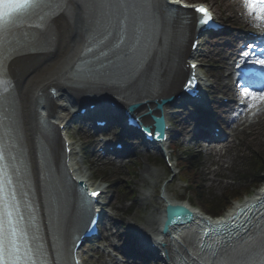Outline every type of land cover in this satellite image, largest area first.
Masks as SVG:
<instances>
[{
  "label": "bare ground",
  "instance_id": "1",
  "mask_svg": "<svg viewBox=\"0 0 264 264\" xmlns=\"http://www.w3.org/2000/svg\"><path fill=\"white\" fill-rule=\"evenodd\" d=\"M156 2L160 7L165 5L164 0H156ZM64 4L66 8L49 20L47 26L48 45L40 51L13 54L8 57L6 66L12 80L11 90L26 151L27 166L37 198L40 195L39 175L41 167L35 152L36 142L41 143L50 156L51 167H61L59 142L61 138L54 128L50 132L44 131L40 125L41 122L45 121L54 127L56 126L55 123H65L66 120L71 118L70 108L60 105V99H67L73 109L83 106L85 100L91 96H94L99 104L109 101L110 98L116 100L119 103L118 105L122 102L120 96L115 95L114 87L98 84L94 87L79 89L73 83L76 81L73 75V66L83 48L88 23L79 2L65 0ZM188 22H190L191 28V17ZM188 29L189 25L186 24L185 30H183L185 36V43L183 44L185 46H181L179 51L174 50V46L171 49L167 46L164 52V46L171 45L172 34H170V31L164 32L165 35L161 43L160 34L156 32L154 41L158 46L163 45V48H160L158 52L156 49L152 50L146 58V62L142 63L140 73L132 76L134 78L122 88H126L127 93H133L131 84L142 81L145 78L144 76L147 75L143 72H152L162 82L153 83L151 92L160 96L176 95L179 92L180 81L184 77L178 63L187 55L189 45V41H186ZM77 80L81 82L79 78ZM137 86H141V83H138ZM167 107H169V104L163 105V112ZM61 112H64L65 115L62 116ZM263 137L264 129L251 133V138L257 142ZM129 148L131 151V145ZM52 156L54 158H51ZM72 156L73 153L70 154V157ZM71 167L76 170L72 163ZM160 173L158 170L152 172L155 177H158ZM263 190L264 187H261L246 201L255 199ZM165 194H168L167 190H165ZM166 197L170 199L171 204L174 203L173 197ZM72 215V212L63 211L56 215L54 223L62 229L68 228L72 223ZM163 216L164 211L159 210L156 220L161 223ZM176 235L181 238L182 242H185L184 232H178Z\"/></svg>",
  "mask_w": 264,
  "mask_h": 264
},
{
  "label": "rangeland",
  "instance_id": "2",
  "mask_svg": "<svg viewBox=\"0 0 264 264\" xmlns=\"http://www.w3.org/2000/svg\"><path fill=\"white\" fill-rule=\"evenodd\" d=\"M207 1L211 4L214 10H216L220 17L224 18L229 14V21L235 20L236 22H239L240 17H237L236 14L240 11L242 12L244 9L242 0ZM247 21L250 22L252 20L247 19ZM212 43L213 41L211 44ZM211 44H204L201 46L206 54L202 61L204 64L203 69L205 70L207 68L211 71L215 76L213 78L215 83L212 84L219 87V85L223 84L220 82L224 81V79L221 78L220 74L213 72V68H209V64L206 65V61L212 62L217 59V56H223V54L217 56L214 55L220 48H222V46H212ZM208 52L211 53L208 54ZM216 68L218 67H215V69ZM228 88L230 89L231 86L228 85ZM224 90L225 89H222V94ZM239 92L244 93L243 90H239ZM214 106L215 105L212 107ZM261 119L262 117L258 121ZM262 129H264V122L254 126L252 130L258 132ZM70 133L74 138H77L82 134V131H76V129L73 128L70 130ZM175 139L182 147H189L190 150H198L197 147L191 143H183L180 137H176ZM228 146L229 150L224 154L220 165L211 164L209 159L210 155L205 154L204 152L197 154L195 157V167L198 170V177L201 178L203 183L199 190H201L207 198L220 195L228 186H237L238 184L245 186L249 184L252 179H247L246 181L241 179L238 175V171L245 166L247 155L256 152L264 153V137L257 142L246 132L242 135L239 127L235 133L233 142ZM182 147L173 151L172 162H174V159H176L179 154L184 153ZM155 169H161L162 171L157 179L152 175V172H154ZM82 170L89 174L95 183L102 179L105 180L109 184L107 194L112 192L105 216V220L108 219V221H106L110 224H105L104 226L103 234L106 239L104 243H101V245L106 247V251H102L95 245L88 246L89 243L85 244L80 249L83 264H122V261L118 259L115 253L119 252V249L122 250V241L125 240L124 238H121L119 234L121 232L133 230L135 225H139L138 227L142 226L144 229H157L158 221L156 220V217L159 215V210L162 205V198L160 195H166L163 193L164 190L161 194L160 191L158 192L161 183H163L162 188L166 186L170 196L184 193L185 199L198 205L194 193L189 190L187 192L185 191V187L183 186L184 182H182L176 175L168 177L163 164L158 162V159L154 158L149 153H136L117 159V161L97 158L96 155H89V158L85 159L82 164ZM96 170H98L97 173H94ZM95 174H97V176ZM126 179L130 181L132 186L131 189L136 192L131 207L129 206L126 195L123 193L124 190L118 188L120 185L123 187L127 186ZM255 180L258 188L261 187L264 184V171L258 173ZM153 181L155 182V185L152 184ZM234 188L240 189V187ZM153 189H155V191L152 196L146 197L145 191L150 193ZM256 190L238 200L245 199L255 193ZM198 206L202 208L200 205ZM113 245L119 246V249L114 248ZM123 246L125 248L126 245L124 244Z\"/></svg>",
  "mask_w": 264,
  "mask_h": 264
},
{
  "label": "snow or ice",
  "instance_id": "3",
  "mask_svg": "<svg viewBox=\"0 0 264 264\" xmlns=\"http://www.w3.org/2000/svg\"><path fill=\"white\" fill-rule=\"evenodd\" d=\"M245 6L248 7L247 4ZM41 7L39 0H0V48L7 49L13 43L12 29L20 18L27 14L30 9ZM99 9L101 15H105L103 3L99 5ZM140 11L141 7L136 0L124 7L117 3L110 8L109 26L101 24L98 30L96 51L93 52L89 49L92 52V59L82 73L85 78L99 74L117 79L131 76V73L135 71L147 54L144 46L147 37L143 35L138 23ZM197 11L203 14L204 18L200 21L201 23L207 24L211 20L207 9L200 7ZM121 18L123 24H121ZM112 19L116 21L118 26L115 31L111 28ZM261 31H264V29ZM250 47L252 46L247 45L240 51L241 64L249 59L250 52L245 49ZM260 55H264V50L261 51ZM253 62L264 65V60ZM192 66L195 67V65ZM237 67H240V65H237ZM248 94L251 95L252 93L249 92ZM261 94V98H264V93ZM147 134L152 135V130L147 129ZM157 135L159 134L157 133ZM6 153V147L0 146V264H30L32 252L39 253L40 250L38 248L31 250L23 243V229L16 219L19 211L15 191H8L13 181L8 175L9 165L5 163ZM91 195L97 196L98 193L93 192ZM170 211L178 215L182 210L172 208ZM244 227L245 225L242 224L236 231L240 232ZM221 245V253L227 256L229 244H224L221 240L218 242V246ZM261 248L264 249V245H261ZM232 251L236 253L234 264H246L244 258L250 254L249 249L245 248L237 252L236 247L233 246Z\"/></svg>",
  "mask_w": 264,
  "mask_h": 264
},
{
  "label": "trees",
  "instance_id": "4",
  "mask_svg": "<svg viewBox=\"0 0 264 264\" xmlns=\"http://www.w3.org/2000/svg\"><path fill=\"white\" fill-rule=\"evenodd\" d=\"M261 159L264 160V155L261 154ZM263 160H257L256 164H263ZM180 164L184 165V167L182 168V171L188 175H190V181H191V189L197 194V197L199 199V202H201L202 204H204L205 206H207L210 211L213 210H221L222 208H217L215 209V205L212 203V201H208L207 199H205L202 196L201 190H199V180H197L196 176L194 173L190 172L191 167L189 165H187V162H185V160L180 161ZM133 169V168H132ZM240 189L234 188V187H230L227 188L224 191V196L222 199L218 200V202L221 204V206H225L228 203V199L230 196L236 195L239 192Z\"/></svg>",
  "mask_w": 264,
  "mask_h": 264
},
{
  "label": "clouds",
  "instance_id": "5",
  "mask_svg": "<svg viewBox=\"0 0 264 264\" xmlns=\"http://www.w3.org/2000/svg\"><path fill=\"white\" fill-rule=\"evenodd\" d=\"M242 3L247 4V11L254 15V20L250 21L251 26L259 30L264 29V7L258 6V0H242ZM252 95L255 96L256 94ZM253 106H256V103Z\"/></svg>",
  "mask_w": 264,
  "mask_h": 264
},
{
  "label": "water",
  "instance_id": "6",
  "mask_svg": "<svg viewBox=\"0 0 264 264\" xmlns=\"http://www.w3.org/2000/svg\"><path fill=\"white\" fill-rule=\"evenodd\" d=\"M172 208H178V209H181L180 207H169V215H171V219L173 220L174 218V221L175 222H179V220L181 219V220H184L188 215H189V211L187 210V209H185V212L184 211H181L180 212V214H178V215H175V214H173L171 211H170V209H172ZM182 210V209H181ZM184 212V213H183ZM176 217H175V216ZM169 223V222H168Z\"/></svg>",
  "mask_w": 264,
  "mask_h": 264
}]
</instances>
